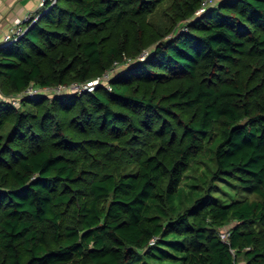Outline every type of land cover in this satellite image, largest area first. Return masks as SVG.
<instances>
[{
	"label": "trees",
	"instance_id": "16d2710c",
	"mask_svg": "<svg viewBox=\"0 0 264 264\" xmlns=\"http://www.w3.org/2000/svg\"><path fill=\"white\" fill-rule=\"evenodd\" d=\"M203 1L56 0L0 43V264H264V0Z\"/></svg>",
	"mask_w": 264,
	"mask_h": 264
},
{
	"label": "built area",
	"instance_id": "2783aa9c",
	"mask_svg": "<svg viewBox=\"0 0 264 264\" xmlns=\"http://www.w3.org/2000/svg\"><path fill=\"white\" fill-rule=\"evenodd\" d=\"M56 0H40V6L39 8H43L45 6L51 7ZM215 0H204L201 4V7L197 11L198 13L203 12L206 7L210 4H212ZM38 19V14H33V13H28L24 15L21 18H17L13 21L12 25L10 28L7 30V32L4 34L2 43H10L13 41H16L20 36H22L25 31L27 30V25L31 21V23L35 22ZM129 61V60H128ZM126 61V63H128ZM121 67V64L118 62L114 63V66L105 71L100 77H97L93 80L87 81V82H72L67 85H58L56 87H35L34 85H29L22 93L21 95H28L29 97L34 96L38 93H43V94H60L64 92H69V93H83L86 91H92L93 88H95L98 84H103L101 83L102 81L105 82V87L107 89H110L109 81L113 75V73ZM5 96L0 95V100L5 99ZM7 100H10L11 103L15 106L19 105V98H13L9 97ZM230 231L227 228H224L220 232V238L223 241H227L229 237Z\"/></svg>",
	"mask_w": 264,
	"mask_h": 264
},
{
	"label": "crops",
	"instance_id": "0c3cea01",
	"mask_svg": "<svg viewBox=\"0 0 264 264\" xmlns=\"http://www.w3.org/2000/svg\"><path fill=\"white\" fill-rule=\"evenodd\" d=\"M40 0H0V43L13 21L39 11Z\"/></svg>",
	"mask_w": 264,
	"mask_h": 264
},
{
	"label": "rangeland",
	"instance_id": "374dc122",
	"mask_svg": "<svg viewBox=\"0 0 264 264\" xmlns=\"http://www.w3.org/2000/svg\"><path fill=\"white\" fill-rule=\"evenodd\" d=\"M125 66H126V65H125ZM125 66H124V67H125ZM121 67H122V66H121ZM121 67H120V68H121ZM124 69H125V68H124ZM122 70H123V69H122ZM101 83H103L102 85L105 86V82L102 81ZM93 90H94V88H93ZM0 95H1V96H5L4 89L2 88L1 85H0ZM47 95H50V94H47ZM50 96H51V95H50ZM224 189H225V188H222V189H220L219 191H220V192H223ZM219 195H222V193H219ZM241 263H242V262H241Z\"/></svg>",
	"mask_w": 264,
	"mask_h": 264
}]
</instances>
